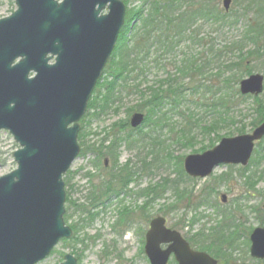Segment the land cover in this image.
<instances>
[{
  "label": "water",
  "instance_id": "95a60500",
  "mask_svg": "<svg viewBox=\"0 0 264 264\" xmlns=\"http://www.w3.org/2000/svg\"><path fill=\"white\" fill-rule=\"evenodd\" d=\"M15 1L17 10L0 19V130L20 146L13 155L16 170L0 178V264H39L73 236L64 218V176L81 152L80 121L116 48L126 6L121 0ZM223 4L229 11L232 0ZM107 6L108 14L101 15ZM240 91L261 95L264 76L241 81ZM143 121L135 114L132 126ZM263 137L264 123L252 134L188 156L185 170L206 178L221 164L247 166ZM251 240L252 256L264 259V229L255 230ZM145 253L151 264H168L172 254L179 264H218L193 251L163 217L152 220ZM62 264L78 261L68 254Z\"/></svg>",
  "mask_w": 264,
  "mask_h": 264
},
{
  "label": "rangeland",
  "instance_id": "374dc122",
  "mask_svg": "<svg viewBox=\"0 0 264 264\" xmlns=\"http://www.w3.org/2000/svg\"><path fill=\"white\" fill-rule=\"evenodd\" d=\"M221 4L223 7V0ZM245 5L241 4L239 8L233 5L231 9H243ZM138 6L139 2L130 7ZM16 9L15 0H0V19L12 15ZM204 31L211 35L215 42L209 41L217 44V47L239 35L238 30L230 31L227 37L215 34L209 28ZM251 66L253 74L264 75V58L251 63ZM167 77L162 71L153 70L148 75V82L152 85ZM121 98L100 116L95 117L92 112L91 116H94L86 123L80 141L81 153L65 176L66 179L69 174L66 191L72 201V217L68 225H76L77 232H74V240L70 239L67 245L60 243L53 254L40 264H61L67 254L75 255L79 264H150L144 253L142 236V232L145 235L148 230L150 221L164 216L169 227L176 228L184 236L189 235L190 240L197 244L203 239H212L211 236H203L196 240L194 237L197 233L203 231L205 235H210L221 221L210 204L224 212L234 213L241 228L239 237L231 246L225 247L222 241L212 244L213 251L223 256L224 263L229 260L227 264L252 263L245 236L258 223L249 214L248 208L259 204L258 191H264V178L258 179L252 173L242 181L235 175L238 168L230 172L224 165L202 180L186 181L181 171L186 157L212 149L210 146L214 141L217 146L222 139L251 133L257 115L256 101L251 98L237 101L239 107L233 112L236 124L225 126V129L217 132L198 134V137L193 135L189 141L183 142L178 141L180 126L186 120L183 115L177 116L178 113L174 112L175 116L171 112L169 120L163 119L159 126L150 129L143 125L137 132L131 128L130 119L136 112L146 114L139 109L142 105L140 95L123 93ZM259 100L264 103V93ZM241 127H245L244 133H239ZM115 138L120 140L118 159L114 161L99 156L101 151L96 149L102 144L108 146ZM18 148L11 134L0 132V178L17 168L13 154ZM127 163H130L127 169L134 177L123 188L118 180L113 179V175L119 174L120 168ZM169 181H177L179 191L173 188L174 182ZM252 181L256 184V190L251 191L252 198L245 202L242 200L243 192ZM109 182L115 193L100 198ZM222 195L227 196V203H222ZM205 200L209 201V205ZM66 207H69L68 203ZM126 214H130L125 217H129V220L125 225L122 222L119 224ZM245 215H248V220L243 218ZM210 242L205 243L206 247Z\"/></svg>",
  "mask_w": 264,
  "mask_h": 264
},
{
  "label": "trees",
  "instance_id": "16d2710c",
  "mask_svg": "<svg viewBox=\"0 0 264 264\" xmlns=\"http://www.w3.org/2000/svg\"><path fill=\"white\" fill-rule=\"evenodd\" d=\"M232 1L238 8L246 4L245 8L226 12L221 0H127V5L139 2V6L128 10L127 23L105 77L99 83L88 105L87 115L82 120L79 141L83 139L86 123L94 116H91L92 112L95 117L100 116L110 105L121 101L123 93L140 95L142 105L139 109L146 113L144 125L150 129L159 126L163 119L169 120L171 112L178 113L177 116L183 115L186 120L180 126L178 141H189L193 135L198 137V134L217 132L225 129V126L236 124L233 112L239 107L237 101L250 98L256 101L257 111L253 129L261 125L264 122V103L258 102L261 101L259 97L242 95L239 84L253 74L251 63L264 58V0ZM205 28L225 37L235 30L239 31V35L217 47V44L209 41L215 42L210 34H205ZM153 70L162 71L168 76L167 79L150 85L148 75ZM207 122L210 123L204 124ZM238 131L244 133L245 127ZM119 141L115 138L108 146L102 144L96 149L101 151L99 156L116 161ZM214 143L210 148L215 146ZM262 162L264 147L261 144L248 168L256 172L257 164L261 165ZM128 166L130 163L122 166L119 174L113 175V179L118 180L123 188L134 177ZM181 175L186 181L193 180L183 169ZM68 178L69 174L65 179L67 186ZM169 182H174L173 188L179 191L177 181ZM104 188L106 191L100 198L115 192L111 182ZM68 194L67 224L72 217V201ZM205 201L208 204L209 201ZM210 206L219 213L215 205ZM130 214L124 215L119 224L122 222L125 225L129 220V217H125ZM224 214L226 212L221 213L222 216ZM224 219L213 228V233L205 235L200 231L194 239L211 236V240L203 239L198 243L211 241L216 245L224 241L225 247L231 246L236 219L234 215H225ZM191 222L194 223L193 219ZM71 228L76 234V225ZM69 242L63 241L65 245ZM210 248L209 244V247L202 249L214 253Z\"/></svg>",
  "mask_w": 264,
  "mask_h": 264
},
{
  "label": "flooded vegetation",
  "instance_id": "af4514ba",
  "mask_svg": "<svg viewBox=\"0 0 264 264\" xmlns=\"http://www.w3.org/2000/svg\"><path fill=\"white\" fill-rule=\"evenodd\" d=\"M108 12H109V10H108V6L105 8V10L101 13V15H104V14H108ZM48 58H51L52 57V54H49L48 56H47ZM55 64V60L54 59H52L50 62H49V65H54ZM35 74L34 73H32L31 74V77H33ZM102 82V81H101ZM0 132H7V133H9L8 131H5V130H0ZM10 134V133H9ZM263 145V147H264V138L259 142V143H257V148L260 146V145ZM250 164H251V162H250ZM250 164H248V166H243V165H232V164H230V165H224V164H221V165H219L218 167H216L215 168V170L217 169V168H219V167H221V166H223L224 165V167L225 168H227V170H229L230 172L233 170V169H237V171L235 172V175H238L239 176V178L242 180V181H245L252 173H254V175H256L257 177H258V179H262V178H264V162H262L261 163V165H259V164H257V169L258 170H256V172L255 171H253L254 169L253 168H248L249 166H250ZM214 170V171H215ZM253 175V176H254ZM195 179H199V178H195ZM195 179H193V181L195 180ZM200 180H202V179H200ZM228 180H231V178H229ZM254 190H256V184H254V182L252 181L250 184H248L247 185V189L246 190H244V192H243V194H244V196H243V198H242V200H244L245 202H248L251 198H252V193L253 192H251V191H254ZM115 193V192H114ZM256 193V192H255ZM112 195V194H111ZM109 196V195H108ZM223 196H225V195H222V196H220V199H221V201H222V203H227V201H228V199H227V196H226V201H223ZM257 200H258V202H259V204L257 205V206H255V207H250V208H248L249 209V214L251 215V216H253L254 217V220H255V222H257L258 223V226L256 227V228H254V229H252L251 231H248L247 233H246V246H247V248L249 249V254H250V259H252L253 261H252V263L251 262H249V263H245V264H264V259H261V258H255V257H253L252 256V254H251V247H252V240H251V237H252V234L255 232V230H257V229H264V191H263V193L261 192V191H258V197H257ZM208 205H209V202H208ZM215 209V208H214ZM247 209V208H246ZM215 211H216V209H215ZM224 211L223 210H220L219 209V213H217L216 212V214L219 216V217H221V221H223V220H225L224 219V216L225 215H234V213H232V212H226V214H224L223 216L221 215V213H223ZM242 216H244L243 214H242ZM235 218V217H234ZM243 218H245L246 220H248L249 219V217H248V215H245V217H243ZM236 219V218H235ZM230 220V219H229ZM225 222V221H224ZM240 225L237 223V221H235V226H234V236H233V242H234V240H237V238L239 237V235H240ZM178 231V230H177ZM181 235H182V237L189 243V245H190V247H191V249L193 250V251H195V252H201V253H206V254H208L209 256H211L214 260H216L217 262H218V264H227L228 262H229V260L228 261H226V263H224L225 262V260H224V258H223V256H221V255H217V253H211V252H209V251H206V250H203L202 248H205L206 247V244H201V243H195V242H192V241H190V238H189V235H187V236H184L183 235V233H181V231H178ZM187 234H190V233H187ZM198 234V233H197ZM232 242V243H233ZM212 242H210V249H214V247L212 246ZM168 247V245H166V244H164L163 246H162V248L164 249V250H166V248ZM219 256V257H218ZM168 264H179L178 262H177V260H176V258H175V255H171V257H170V260H169V262H168Z\"/></svg>",
  "mask_w": 264,
  "mask_h": 264
}]
</instances>
